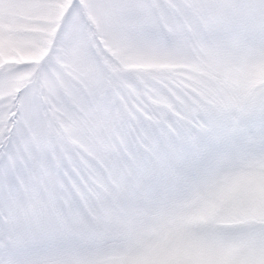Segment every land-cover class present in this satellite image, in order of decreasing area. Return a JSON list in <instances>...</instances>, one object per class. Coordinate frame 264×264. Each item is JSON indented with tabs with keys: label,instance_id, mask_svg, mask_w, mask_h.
<instances>
[{
	"label": "snow or ice",
	"instance_id": "1",
	"mask_svg": "<svg viewBox=\"0 0 264 264\" xmlns=\"http://www.w3.org/2000/svg\"><path fill=\"white\" fill-rule=\"evenodd\" d=\"M0 264H264V0H0Z\"/></svg>",
	"mask_w": 264,
	"mask_h": 264
}]
</instances>
